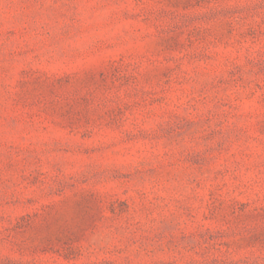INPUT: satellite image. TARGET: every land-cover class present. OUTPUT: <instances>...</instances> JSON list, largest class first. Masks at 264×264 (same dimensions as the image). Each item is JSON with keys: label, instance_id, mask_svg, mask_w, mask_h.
<instances>
[{"label": "rangeland", "instance_id": "obj_1", "mask_svg": "<svg viewBox=\"0 0 264 264\" xmlns=\"http://www.w3.org/2000/svg\"><path fill=\"white\" fill-rule=\"evenodd\" d=\"M0 264H264V0H0Z\"/></svg>", "mask_w": 264, "mask_h": 264}]
</instances>
